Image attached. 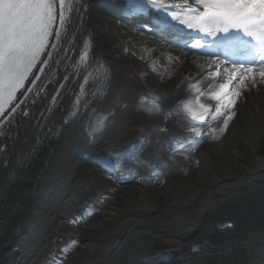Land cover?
I'll return each mask as SVG.
<instances>
[{"label":"bare ground","instance_id":"1","mask_svg":"<svg viewBox=\"0 0 264 264\" xmlns=\"http://www.w3.org/2000/svg\"><path fill=\"white\" fill-rule=\"evenodd\" d=\"M70 2L61 53L45 66L43 83L37 81L38 94L35 90L29 94V115L24 117L18 112L10 122L0 124V264H28L49 236L55 205L67 196L74 179L67 165L71 157L80 154L112 162L127 155L131 146H141L139 158L149 165H142L145 174L161 175L174 168L177 164L170 148L185 152L195 136L190 130L194 122L183 107L188 99H194L189 85L199 81L206 88L213 82L208 74L216 71L210 57L194 53L185 41L163 38L164 33L154 36L130 30L127 0ZM166 3L180 4L182 0ZM149 17L153 18L151 14ZM115 31L124 45L119 57L111 60ZM129 50L139 53L145 62L130 58ZM149 59L154 67L148 66ZM116 68L121 73H115ZM161 74L163 80L151 87L148 79H159ZM255 87L264 93V84ZM255 87L249 85L236 105L239 111L248 107L252 121H264V109L258 101L257 109L251 104L258 99ZM146 95L150 98L146 106L154 108L149 118L132 112L141 105V96ZM162 108L163 115L169 116L170 133L165 137L156 133L155 124V120L163 122ZM234 112L227 127L231 131L241 124L239 112ZM147 129L153 141H147ZM219 134L209 135L217 139ZM130 160L124 163L127 167L123 177L140 171ZM252 183L264 190V158L259 159L257 172L246 178L224 180L210 189L180 192L157 213L129 216L96 241L82 264H236L239 256L234 254L241 247L247 246L252 252L263 249L264 231L254 233L258 236L254 239L232 228L237 217L235 206L225 196L227 190L250 189ZM261 218L264 220V213ZM224 223L230 226L227 232L214 229L213 224ZM125 238L137 242L127 257L124 248L120 250ZM193 244H197L198 252L187 249ZM10 246L16 247L15 254ZM166 249L174 253L175 259L167 260L162 255ZM258 259L256 253L248 261L258 264Z\"/></svg>","mask_w":264,"mask_h":264},{"label":"snow or ice","instance_id":"2","mask_svg":"<svg viewBox=\"0 0 264 264\" xmlns=\"http://www.w3.org/2000/svg\"><path fill=\"white\" fill-rule=\"evenodd\" d=\"M127 5L131 14L156 11L157 30L175 25L201 34L190 48L210 57L216 71L208 74L213 82L206 88L199 81L189 85L194 99L183 107L194 122L196 139L190 143L225 131L243 92L264 84V0H127ZM71 7L70 0H0V124L18 112L29 115V94H38L45 66L61 53ZM221 117L222 125L211 127ZM258 257L264 264V249Z\"/></svg>","mask_w":264,"mask_h":264},{"label":"rangeland","instance_id":"3","mask_svg":"<svg viewBox=\"0 0 264 264\" xmlns=\"http://www.w3.org/2000/svg\"><path fill=\"white\" fill-rule=\"evenodd\" d=\"M121 45H124L121 38L116 31L113 32L111 46L114 52L111 60L119 57ZM110 47L108 48L111 49ZM128 52L123 53H127L136 62L142 61L139 53L133 50ZM147 64L150 68L154 67L152 59H149ZM114 72L121 73V69L116 68ZM162 75H159V79L153 77L148 79V84L154 87L158 80H163ZM254 91L258 99L256 102L251 101L252 106L257 109L258 101L259 107L264 109V93L259 87H255ZM148 102L150 98L147 95L141 96V105L133 108V114H142L145 118H149L154 108L147 107ZM163 110L164 108L161 109L162 115ZM157 111L154 110L155 113H158ZM233 111L239 112L241 120L236 131L226 129L217 139L209 135L194 146L191 144L185 152L178 151L177 147L170 148L171 157L177 165L161 175L145 174L142 165L148 167L149 165L139 158L138 153L143 151L141 146L134 148L135 154L132 157L133 165L140 168V171L131 176H120V178L114 174H107L98 165L104 167L111 165L121 175V171L126 168L122 157L120 159L117 156L118 158L113 161L115 164L112 165L108 164L111 162L106 159H101L104 162L100 163L102 161L95 157L86 159L80 154L75 155L67 164L74 174L67 196L61 198L55 205L59 211H55L57 208L54 206V215L49 222L51 227L49 236L43 243L41 242L39 251L28 264H82L96 241L109 235L121 221L129 216L143 217L148 215V212L157 213L166 203L173 201L180 192L191 193L198 189H210L224 180L232 181L256 173L259 159L264 158V121H252L248 107L239 111L238 106L235 105ZM243 118L247 120L244 121ZM222 122V117L216 121H210L211 127L219 128ZM156 123L158 124L156 133L160 137L170 133L167 114L163 115V122L155 120ZM98 128L95 129L99 133ZM203 131L208 133V128L204 127ZM149 133L152 132L147 129L145 133L147 141H153ZM194 139H196L195 136ZM155 141L159 142V140ZM225 151L229 152L228 156ZM231 157L233 159H230ZM104 174H107L110 179ZM240 191L243 190L235 192L238 198H242ZM252 219H254L253 230L250 235L257 239L258 236H254V233L264 231V220H260V216L255 214ZM123 241L127 242L126 252L133 250L135 244L137 245L136 241L130 242L127 238ZM260 246L264 249V244ZM246 248L249 247L246 246ZM256 253L259 252H252L250 249L236 250L234 255L239 256L235 259L236 264L243 262L251 264L252 261L248 260ZM124 255L127 257L128 254Z\"/></svg>","mask_w":264,"mask_h":264},{"label":"water","instance_id":"4","mask_svg":"<svg viewBox=\"0 0 264 264\" xmlns=\"http://www.w3.org/2000/svg\"><path fill=\"white\" fill-rule=\"evenodd\" d=\"M29 103H31V100L29 101ZM83 157H86V156L83 155ZM72 158H74V156L71 157L70 159H72ZM17 172H15V173H17ZM244 178H246V177H244ZM241 179H243V178H241ZM253 184L254 183H252V187L250 188L253 191H250V189H248L246 187H236L235 189H233L231 191L227 190L226 191L227 195L225 196V197H229L230 199H232L229 202L232 204V206H235V214L237 217H236V221L234 220L232 222V225H231L232 228H237L238 230L244 231L245 233H248V235L251 234V230H253L252 229V221H254V219H252L253 214L259 213L260 220H262L263 218H261V217H262V214L264 213V203H263V201H264V196H263L264 190H258L257 189L258 186L253 185ZM254 187L256 188L257 191L254 190ZM239 190H243V191H240L242 194V198H238V196L235 193V192H239ZM255 195H258V197L255 198ZM225 197H224V199H225ZM223 200L222 199L220 201L218 200L217 203L215 204V206L217 204L221 203ZM215 206L213 208H215ZM260 220H259V222H261ZM213 226H214V229L218 230V232L219 231L220 232L221 231L227 232L228 228L230 227L226 223L222 224V226H218L215 224H213ZM223 233H225V232H223ZM136 238H138V237H136ZM126 243L127 242L123 241L120 244L121 245L120 250H122L124 248L123 250L126 251V249H125ZM7 247H8V245H7ZM10 249L13 252V254L16 253V251H15L16 247L10 246ZM188 249L191 253L198 252V250H199L197 244L191 245ZM240 249L247 250L249 248H246V246H244L243 248L241 247ZM250 250H251V248H250ZM127 252H126V254H127ZM227 252H229V251H227ZM254 252H257V251H254ZM172 253L173 252L170 249H166V250L162 251V255L167 257L168 258L167 260L173 259V258L175 259L176 256L174 255V253L173 254ZM203 256L206 257L208 255L206 253H204Z\"/></svg>","mask_w":264,"mask_h":264},{"label":"trees","instance_id":"5","mask_svg":"<svg viewBox=\"0 0 264 264\" xmlns=\"http://www.w3.org/2000/svg\"><path fill=\"white\" fill-rule=\"evenodd\" d=\"M226 152V155L228 156L229 155V152L228 151H225ZM230 159H233L232 157Z\"/></svg>","mask_w":264,"mask_h":264}]
</instances>
